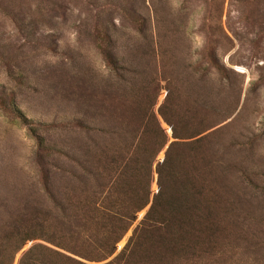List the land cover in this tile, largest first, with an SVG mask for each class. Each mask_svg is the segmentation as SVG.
<instances>
[{"label":"rangeland","instance_id":"374dc122","mask_svg":"<svg viewBox=\"0 0 264 264\" xmlns=\"http://www.w3.org/2000/svg\"><path fill=\"white\" fill-rule=\"evenodd\" d=\"M133 12L150 16L153 29L136 34ZM216 24L222 33L211 30ZM97 29L116 44L115 70L98 52ZM208 41L217 44L218 60L239 74L226 86L201 75ZM170 79L182 113L193 105L209 113L202 94L211 90L224 103L230 117L216 141L229 181H217L232 190L243 212L233 221L225 247L230 260L223 264H264V0H0V223L18 220L38 208L30 201L44 199L35 164L40 141L62 155L71 140L84 138L64 129L68 120L87 122L86 106L117 103L115 95L132 88L158 89L157 110ZM163 159L161 153L157 161ZM57 163L65 167L61 157ZM156 182L154 174L152 194Z\"/></svg>","mask_w":264,"mask_h":264},{"label":"trees","instance_id":"16d2710c","mask_svg":"<svg viewBox=\"0 0 264 264\" xmlns=\"http://www.w3.org/2000/svg\"><path fill=\"white\" fill-rule=\"evenodd\" d=\"M158 14L155 11L154 18ZM131 17L136 34L153 29L150 16L133 12ZM211 30L223 32L217 24ZM95 37L100 56L115 70L117 47L112 36L97 29ZM211 41L198 62L206 64L201 75L216 77L218 85L226 86L239 74L218 60L217 44ZM7 73L13 77L10 69ZM166 91L157 110L158 89L152 85L124 91L115 95L117 103L93 111L86 106L87 122L71 118L64 126L73 136L79 132L84 138L71 140L62 155L40 141L35 164L44 199L30 201L38 208L22 213L18 220L0 223V264H15L27 243L32 245L17 264H133L136 260V264H223L230 260L225 247L243 208L231 196L232 190L217 181L224 177L228 182L229 177L218 158L222 143L216 141L230 116L212 90L210 96L202 94L203 108L209 112L204 115L194 105L181 112L173 79ZM159 118L170 128L173 141ZM161 153L164 159L157 161ZM60 157L65 167H59ZM154 174L156 194L151 193ZM143 211V219L135 225ZM130 231L118 252V244Z\"/></svg>","mask_w":264,"mask_h":264}]
</instances>
